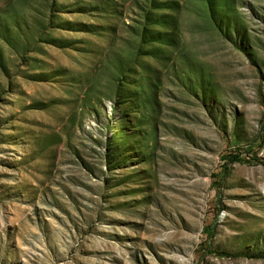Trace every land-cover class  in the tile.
I'll return each instance as SVG.
<instances>
[{
    "label": "rangeland",
    "instance_id": "rangeland-1",
    "mask_svg": "<svg viewBox=\"0 0 264 264\" xmlns=\"http://www.w3.org/2000/svg\"><path fill=\"white\" fill-rule=\"evenodd\" d=\"M0 264H264V0H0Z\"/></svg>",
    "mask_w": 264,
    "mask_h": 264
},
{
    "label": "trees",
    "instance_id": "trees-1",
    "mask_svg": "<svg viewBox=\"0 0 264 264\" xmlns=\"http://www.w3.org/2000/svg\"><path fill=\"white\" fill-rule=\"evenodd\" d=\"M231 160L233 162L239 161V162H250V161H246V159H243L242 157L238 156V155H232L230 156ZM214 177L216 178V174L214 175Z\"/></svg>",
    "mask_w": 264,
    "mask_h": 264
}]
</instances>
